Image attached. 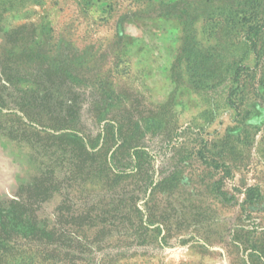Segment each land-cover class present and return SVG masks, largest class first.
Wrapping results in <instances>:
<instances>
[{
    "label": "rangeland",
    "instance_id": "374dc122",
    "mask_svg": "<svg viewBox=\"0 0 264 264\" xmlns=\"http://www.w3.org/2000/svg\"><path fill=\"white\" fill-rule=\"evenodd\" d=\"M257 18L264 0H0V264H48L53 230L81 247L53 261L264 264Z\"/></svg>",
    "mask_w": 264,
    "mask_h": 264
},
{
    "label": "trees",
    "instance_id": "16d2710c",
    "mask_svg": "<svg viewBox=\"0 0 264 264\" xmlns=\"http://www.w3.org/2000/svg\"><path fill=\"white\" fill-rule=\"evenodd\" d=\"M253 12V11H252ZM256 14V13H255ZM254 14V17H256ZM245 21L250 19V15H243L242 17ZM251 24L248 27L247 36L248 41L251 42V47L253 48L256 60H257V67L258 66H264V48H257V42L259 39V36H261L262 33H264V19L257 18L256 21L253 20L252 22L249 21ZM251 35V37H250ZM242 67L237 68L235 71V81L237 82V88H240V79L242 76L241 73ZM35 230V234H37L38 230ZM34 234V235H35ZM37 236V235H36ZM45 237L48 239H52V241L46 244V260L48 261V264H75L73 259H58V261H53L56 256L59 255H65V256H73L77 253V250L81 247H78L73 244V242L70 240L71 235L67 233H60L57 237H55V231L49 232L47 234H44Z\"/></svg>",
    "mask_w": 264,
    "mask_h": 264
}]
</instances>
